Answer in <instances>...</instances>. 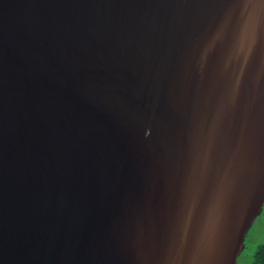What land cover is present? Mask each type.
Segmentation results:
<instances>
[{
  "label": "water",
  "instance_id": "95a60500",
  "mask_svg": "<svg viewBox=\"0 0 264 264\" xmlns=\"http://www.w3.org/2000/svg\"><path fill=\"white\" fill-rule=\"evenodd\" d=\"M263 208L259 0H0V264H239Z\"/></svg>",
  "mask_w": 264,
  "mask_h": 264
},
{
  "label": "rangeland",
  "instance_id": "374dc122",
  "mask_svg": "<svg viewBox=\"0 0 264 264\" xmlns=\"http://www.w3.org/2000/svg\"><path fill=\"white\" fill-rule=\"evenodd\" d=\"M261 246H264V208L244 248L239 264H252L254 256Z\"/></svg>",
  "mask_w": 264,
  "mask_h": 264
},
{
  "label": "trees",
  "instance_id": "16d2710c",
  "mask_svg": "<svg viewBox=\"0 0 264 264\" xmlns=\"http://www.w3.org/2000/svg\"><path fill=\"white\" fill-rule=\"evenodd\" d=\"M252 264H264V246H261L258 249L256 255L254 256Z\"/></svg>",
  "mask_w": 264,
  "mask_h": 264
},
{
  "label": "snow or ice",
  "instance_id": "6c2138e0",
  "mask_svg": "<svg viewBox=\"0 0 264 264\" xmlns=\"http://www.w3.org/2000/svg\"><path fill=\"white\" fill-rule=\"evenodd\" d=\"M245 2H247V0H245ZM259 2H260L261 4H264V0H259Z\"/></svg>",
  "mask_w": 264,
  "mask_h": 264
}]
</instances>
